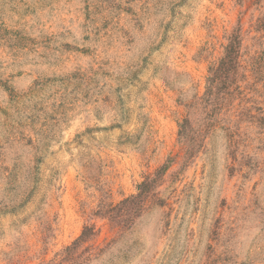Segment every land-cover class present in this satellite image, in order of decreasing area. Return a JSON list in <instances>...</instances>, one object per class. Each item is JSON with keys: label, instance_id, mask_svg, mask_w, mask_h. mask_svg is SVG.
<instances>
[{"label": "rangeland", "instance_id": "rangeland-1", "mask_svg": "<svg viewBox=\"0 0 264 264\" xmlns=\"http://www.w3.org/2000/svg\"><path fill=\"white\" fill-rule=\"evenodd\" d=\"M0 264H264V0H0Z\"/></svg>", "mask_w": 264, "mask_h": 264}, {"label": "trees", "instance_id": "trees-1", "mask_svg": "<svg viewBox=\"0 0 264 264\" xmlns=\"http://www.w3.org/2000/svg\"><path fill=\"white\" fill-rule=\"evenodd\" d=\"M239 40H232L226 46L225 54L221 59L219 65L211 68V75L208 78V89L204 97V102L211 103L213 101V96L215 95V90L219 85L218 94L222 93V84L228 85L233 77H236V73L239 68ZM224 93V90H223ZM219 97L216 98L218 100ZM188 120H185L181 125V137L186 141L196 140V132L186 125ZM166 169V166L163 169L157 171L154 177H147L143 180L138 186V193L133 194L124 200H122L118 205L112 207L110 211V217L118 224H123L122 227H127L131 220H134L138 214L144 210L146 202L149 200L153 193V188L156 186L158 177ZM95 235V228L92 225H86L81 233V235L73 242L71 246H68L65 250L66 256L75 255L77 249L81 244L88 241Z\"/></svg>", "mask_w": 264, "mask_h": 264}]
</instances>
